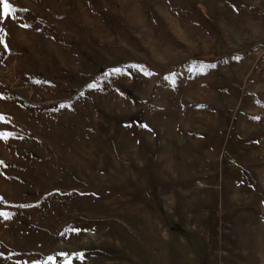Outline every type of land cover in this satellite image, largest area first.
<instances>
[{"label":"rangeland","instance_id":"374dc122","mask_svg":"<svg viewBox=\"0 0 264 264\" xmlns=\"http://www.w3.org/2000/svg\"><path fill=\"white\" fill-rule=\"evenodd\" d=\"M8 3L0 264H264V0Z\"/></svg>","mask_w":264,"mask_h":264},{"label":"snow or ice","instance_id":"6c2138e0","mask_svg":"<svg viewBox=\"0 0 264 264\" xmlns=\"http://www.w3.org/2000/svg\"><path fill=\"white\" fill-rule=\"evenodd\" d=\"M12 11H14V10L11 9V7H10V5L8 3V0H3V14H4V16L7 17L8 15H10V13ZM21 27L27 28V27H30V25H28V24H22ZM2 31L3 30L0 29V33H2ZM0 43H4L3 36L2 35H0ZM4 46H5V48H7V45L6 44ZM132 67H139V66H132ZM210 67H215V65H210ZM201 70H203V66H201ZM113 71L114 72H120L121 70L120 69H114ZM144 74L145 75H150V73H148V72H145ZM89 87H93V85H90ZM61 107H64V105H61ZM3 119H4L3 117H0V121H2ZM145 127H147V126L145 125ZM11 135H12V133L0 134V138H5L6 139L8 136H11ZM0 215H4L6 218H8L7 217V214L0 213ZM71 230L72 231H78L76 229H71ZM49 259L51 260L53 258L52 257H49Z\"/></svg>","mask_w":264,"mask_h":264}]
</instances>
